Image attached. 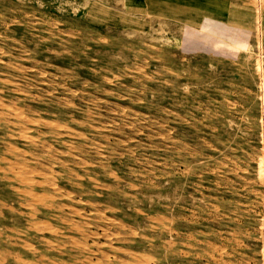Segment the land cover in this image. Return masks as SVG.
<instances>
[{
	"label": "rangeland",
	"instance_id": "rangeland-1",
	"mask_svg": "<svg viewBox=\"0 0 264 264\" xmlns=\"http://www.w3.org/2000/svg\"><path fill=\"white\" fill-rule=\"evenodd\" d=\"M140 1L0 0V264H264V0Z\"/></svg>",
	"mask_w": 264,
	"mask_h": 264
},
{
	"label": "crops",
	"instance_id": "crops-1",
	"mask_svg": "<svg viewBox=\"0 0 264 264\" xmlns=\"http://www.w3.org/2000/svg\"><path fill=\"white\" fill-rule=\"evenodd\" d=\"M143 2L146 5L150 4L149 7L154 14L165 17L178 16L189 25L198 23L202 36L204 34L209 39H221L225 42L230 41L232 35L237 38L239 26L243 22L239 18L241 15L246 17L244 20L248 32L254 28L256 23L254 16L258 15L255 6L249 3L245 5L246 7L242 6L239 0H145L138 4H130V9L143 8ZM260 15L264 29V8L261 9ZM102 19L107 23L117 21L116 16L107 17L106 14Z\"/></svg>",
	"mask_w": 264,
	"mask_h": 264
},
{
	"label": "bare ground",
	"instance_id": "bare-ground-1",
	"mask_svg": "<svg viewBox=\"0 0 264 264\" xmlns=\"http://www.w3.org/2000/svg\"><path fill=\"white\" fill-rule=\"evenodd\" d=\"M261 2V1H260ZM264 4V3H263ZM131 42V41H130ZM142 44V43H141ZM260 65V64H259ZM36 123V122H35ZM23 135V134H22ZM24 137V136H23ZM30 137V136H29ZM16 138V137H15ZM28 138V137H27ZM11 148V147H10ZM23 173V172H22ZM33 183V182H32ZM58 193V192H57ZM30 194V197H32V198H34V199H36V201H38V203L40 202V201H42V200H45V199H43V198H47V197H44V196H40V195H38L37 193H34V192H30L29 193ZM48 201V200H47ZM44 202V201H43ZM47 203V202H46ZM42 205V204H41ZM74 226V225H73ZM41 227V226H40ZM46 228V227H45ZM76 228V227H75ZM71 229H72V227H71ZM57 230V229H56ZM57 232V231H56ZM55 232V233H56ZM116 234V233H115ZM111 235V234H110ZM38 236V235H37ZM52 236V235H51ZM72 237V236H71ZM36 238V237H35ZM65 238V237H64ZM74 238V237H73ZM72 238V240H75V239H73ZM64 240V239H63ZM146 241V240H145ZM160 241V240H159ZM76 242V241H75ZM49 244V243H48ZM12 247V246H11ZM27 248L29 249V250H31L33 247L32 246H30V245H27ZM46 248V247H45ZM53 248V247H52ZM125 250V249H124ZM127 250V249H126ZM65 251V250H64ZM55 252V251H54ZM113 255V254H112ZM30 257V256H29ZM123 260V259H122ZM122 260H120V259H118V260H116V258L114 259V260H111V261H106V263L105 264H116L115 262H119L120 264H123L122 263Z\"/></svg>",
	"mask_w": 264,
	"mask_h": 264
}]
</instances>
